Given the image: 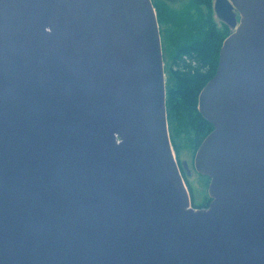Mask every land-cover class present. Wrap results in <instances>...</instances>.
Returning a JSON list of instances; mask_svg holds the SVG:
<instances>
[{
  "label": "water",
  "instance_id": "water-1",
  "mask_svg": "<svg viewBox=\"0 0 264 264\" xmlns=\"http://www.w3.org/2000/svg\"><path fill=\"white\" fill-rule=\"evenodd\" d=\"M214 10L195 209L153 0H0V264H264V0Z\"/></svg>",
  "mask_w": 264,
  "mask_h": 264
},
{
  "label": "trees",
  "instance_id": "trees-1",
  "mask_svg": "<svg viewBox=\"0 0 264 264\" xmlns=\"http://www.w3.org/2000/svg\"><path fill=\"white\" fill-rule=\"evenodd\" d=\"M154 6L168 77L167 112L171 139L177 153L180 152L177 139L185 141L197 153L214 130L199 112L200 93L217 72L220 51L231 30L216 20L213 0H193L189 9L183 12L165 5ZM192 63L196 67H192Z\"/></svg>",
  "mask_w": 264,
  "mask_h": 264
},
{
  "label": "rangeland",
  "instance_id": "rangeland-1",
  "mask_svg": "<svg viewBox=\"0 0 264 264\" xmlns=\"http://www.w3.org/2000/svg\"><path fill=\"white\" fill-rule=\"evenodd\" d=\"M193 0H153V3L157 6H167L172 10L183 12L189 9L191 3ZM216 0H213V13L215 15L216 20L219 23H223L220 21L215 13L214 7H215ZM228 26V25H227ZM229 27V26H228ZM230 28V27H229ZM231 33L233 30L230 28ZM190 61H188L189 63ZM192 67H196L194 63H192ZM178 68L176 67L175 70ZM166 78L167 74H166ZM172 140V139H171ZM178 148L180 149V152L177 153L174 148V143L172 140L173 149L175 152V156L177 158V161L182 169V174L185 179L186 186L188 188L192 207L195 209H205L208 208L211 203V198L209 196V185H210V179L208 177L202 176L195 170V156L196 152L191 150L187 143L181 139H177L176 141ZM183 164H186L185 168Z\"/></svg>",
  "mask_w": 264,
  "mask_h": 264
},
{
  "label": "flooded vegetation",
  "instance_id": "flooded-vegetation-1",
  "mask_svg": "<svg viewBox=\"0 0 264 264\" xmlns=\"http://www.w3.org/2000/svg\"><path fill=\"white\" fill-rule=\"evenodd\" d=\"M238 18H239V20H240V16L238 15ZM225 24V23H224Z\"/></svg>",
  "mask_w": 264,
  "mask_h": 264
}]
</instances>
